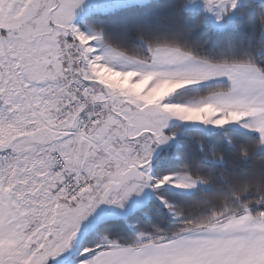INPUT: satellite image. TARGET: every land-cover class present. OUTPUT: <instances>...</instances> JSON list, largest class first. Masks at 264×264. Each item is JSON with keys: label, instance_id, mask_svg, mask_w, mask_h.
<instances>
[{"label": "snow or ice", "instance_id": "1", "mask_svg": "<svg viewBox=\"0 0 264 264\" xmlns=\"http://www.w3.org/2000/svg\"><path fill=\"white\" fill-rule=\"evenodd\" d=\"M82 2L0 0V264H264V182L197 215L203 178L153 164L178 123L264 143V0H102L163 11L86 31Z\"/></svg>", "mask_w": 264, "mask_h": 264}, {"label": "trees", "instance_id": "2", "mask_svg": "<svg viewBox=\"0 0 264 264\" xmlns=\"http://www.w3.org/2000/svg\"><path fill=\"white\" fill-rule=\"evenodd\" d=\"M161 11L163 5L160 3L113 14L89 11L78 23L82 29H87V25L94 21H103L112 27L140 17L154 16ZM189 96L179 99L185 100ZM175 131L179 132L178 142L155 152L153 164L156 171L188 164L193 176H200L209 184L208 188L187 192L180 197L189 202L187 211L203 214L208 211L210 203H218L220 197L230 195L232 189L248 182H264V150L258 133L234 126L213 131L211 128L176 125Z\"/></svg>", "mask_w": 264, "mask_h": 264}, {"label": "rangeland", "instance_id": "3", "mask_svg": "<svg viewBox=\"0 0 264 264\" xmlns=\"http://www.w3.org/2000/svg\"><path fill=\"white\" fill-rule=\"evenodd\" d=\"M89 11H101V12H104V4L102 2V0H83L81 6L76 9V12H75V15L78 14V12H81L80 16L79 17H82L85 13L89 12ZM81 28V26H80ZM81 30H84L86 31L87 29H82ZM189 115H196L197 113H188ZM240 113H232V112H229L227 114V117H232V118H235V119H239L240 118ZM221 119H226V117H221ZM174 124H177L178 122H175L173 121ZM177 125H182L183 127H192V126H197V127H201V128H205V129H209L211 128V126H208V127H205L201 124H195V123H178ZM234 127H237V128H240V129H243L242 127H240L239 125H232ZM245 130V129H244ZM167 131V130H166ZM176 132V135H177V139L172 141L170 144L168 145H161L159 146L155 152H157L159 149H162V148H168L170 147L171 145L175 144L178 142V139H179V132L178 131H175ZM204 181V180H203ZM209 187V184L207 182H202L200 183L197 187L193 188L191 191L189 192H192V191H197L199 189H202V188H208Z\"/></svg>", "mask_w": 264, "mask_h": 264}, {"label": "crops", "instance_id": "4", "mask_svg": "<svg viewBox=\"0 0 264 264\" xmlns=\"http://www.w3.org/2000/svg\"><path fill=\"white\" fill-rule=\"evenodd\" d=\"M80 14H81V12H78V14L75 15V17H74V21H73L78 27H80V25H79V23H78V21H79L80 18H81V17H79ZM245 130H247V129H245ZM247 131H250V130H247ZM253 132H254V131H253ZM262 149L264 150V143H262Z\"/></svg>", "mask_w": 264, "mask_h": 264}, {"label": "clouds", "instance_id": "5", "mask_svg": "<svg viewBox=\"0 0 264 264\" xmlns=\"http://www.w3.org/2000/svg\"><path fill=\"white\" fill-rule=\"evenodd\" d=\"M246 184H247V183L241 185V186L238 187V188H235V191L240 192L241 190H243V189L245 188Z\"/></svg>", "mask_w": 264, "mask_h": 264}]
</instances>
